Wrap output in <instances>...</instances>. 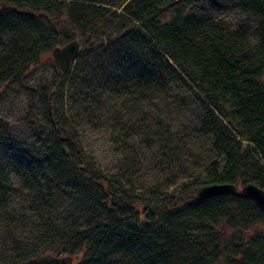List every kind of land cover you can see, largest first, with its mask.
Here are the masks:
<instances>
[{
	"label": "trees",
	"instance_id": "obj_1",
	"mask_svg": "<svg viewBox=\"0 0 264 264\" xmlns=\"http://www.w3.org/2000/svg\"><path fill=\"white\" fill-rule=\"evenodd\" d=\"M0 1L50 18L0 12V85L37 98L23 112L32 141L17 142L0 117V142L4 134L8 140L0 143V213L6 208L10 216L2 220L14 227L28 210L26 236L34 239L4 238L0 264H264V229L256 227L262 208L231 194L195 196L210 183L251 182L264 190V0ZM71 39L80 50L69 71L37 89L29 85L43 54ZM64 86L70 109H78L70 119L50 114L45 102L48 89L56 96ZM190 92L194 100L187 101ZM32 100L45 111L41 124L29 121ZM191 104L194 125L186 117L182 123L210 140L217 159L201 180L160 202L122 184L110 187L70 131L72 121L113 127L123 140L136 135L154 146ZM133 105L151 107L137 123L127 119ZM171 141L160 150L191 151ZM251 224L247 240L234 236Z\"/></svg>",
	"mask_w": 264,
	"mask_h": 264
},
{
	"label": "rangeland",
	"instance_id": "obj_2",
	"mask_svg": "<svg viewBox=\"0 0 264 264\" xmlns=\"http://www.w3.org/2000/svg\"><path fill=\"white\" fill-rule=\"evenodd\" d=\"M230 17H235L236 19L238 15L236 13L227 14V18ZM50 54L51 50L44 53L39 59L36 68L33 69L32 72H29L31 74H28V77L25 79L29 85L36 89L40 84H49L54 75H59V69L52 62ZM66 79L67 77L64 78V82L66 81L67 83L68 80ZM262 81L264 83V71L262 74ZM48 90L50 91V89ZM48 90L45 92V102L46 106H48L49 113L57 118L70 119L68 118L69 112L73 109H77V107L73 106L70 109L74 102L71 100V96H69V89L67 86H64L61 94L56 96L53 94V91L49 93ZM30 97L34 100L37 99L36 94H34V96H32V94L28 96V93L26 94L25 92L17 97L8 92V89L4 87V83L0 85V99H3L0 101V117L3 118V123H5L6 126L9 125L14 128L16 133L14 139L17 142L19 139L32 141V139L28 140L29 127H27L26 121L23 119V112L25 108L28 107V100H30ZM188 97L185 100H194L192 93L189 94ZM32 102L30 107L33 111L29 121L41 124V121L44 119L43 112L45 111L39 108L38 101L36 104L35 101L32 100ZM169 102L175 101L171 99ZM150 108L151 107H146L144 105H133L127 119H132L131 123L136 122L139 118L144 116V110ZM183 113L182 115L174 114L172 117L171 132L166 133L158 139H156L158 137L156 135L155 141H153L154 146L151 144L148 146L142 143L140 138L136 135L129 136L128 138L126 137L123 140L120 134L114 133L118 131L113 127L103 128L102 126L96 127L90 124L82 125L72 121V123H70V131H74L76 135V140L78 141L79 148L82 151V157L86 164L92 163L94 166L98 167L104 174V179L109 182L110 187L115 189L122 184L131 191L138 192L142 196H153L152 201L160 202L161 200L171 198L172 194H177L182 185L188 184L194 179L201 180L210 162L217 159V156L210 148V140L196 133V131L193 130V126L189 125L190 127H188L182 123L184 117L190 119L192 124L194 123L197 113L194 105L191 104L190 110L188 108L184 109ZM111 114L112 113H110V115ZM126 114V111H122L120 119H126ZM74 120L76 121V118ZM77 120L80 121L78 117ZM149 121L145 122V124H148ZM151 122L153 125L156 124V120H152ZM131 123L128 122L127 124ZM161 124L164 125V123ZM131 126L126 125V128H130ZM119 127L120 126H116V128ZM153 129L154 128H152V130ZM6 136V134L2 136L0 143L8 141ZM118 136H121V139ZM166 136L168 137L165 138ZM174 136H177V138L173 139ZM170 138L172 140L170 144H173L176 140L177 142L181 140L183 142L182 146H185L184 149H189L191 151L187 152V150H183L181 154L176 155L162 152L159 146L163 141H167V139L169 140ZM243 143L246 144L245 141H243ZM219 160L220 158L218 162H220ZM66 205H69V203L66 202ZM2 208L4 207L2 206ZM6 210L5 208V210H2V213H0V251L3 247L2 245H4L1 244L4 238H7L6 242L10 243V240L19 237V239H24L23 242L25 244L30 245L34 240L33 238L31 239V235L26 236V234L30 233V227H32L30 212L23 209L24 215L26 214V216H24L25 223L13 227L9 221L2 220V216L5 218L10 216V212ZM12 214L13 213H11V215ZM217 227L219 230H223L222 224L219 223ZM256 227L264 229V222L258 223ZM14 228L15 232L12 231ZM254 229L253 224L242 226L235 231L234 236L236 237L237 235V238L241 237L243 240H247L248 236L254 232ZM17 242L21 243L19 241ZM61 255L63 254L60 252L59 257H61Z\"/></svg>",
	"mask_w": 264,
	"mask_h": 264
},
{
	"label": "water",
	"instance_id": "obj_3",
	"mask_svg": "<svg viewBox=\"0 0 264 264\" xmlns=\"http://www.w3.org/2000/svg\"><path fill=\"white\" fill-rule=\"evenodd\" d=\"M10 11L44 17L47 22H50L49 16L42 11L36 12L32 9L18 8L15 5L0 1V12ZM79 50L80 42L77 39H71L62 44L55 45L51 49L50 58L61 73H65L69 71L73 60L79 53ZM222 194L250 198L264 210V190L251 182H247L241 186H236L233 183H210L198 187L195 191V196L198 199Z\"/></svg>",
	"mask_w": 264,
	"mask_h": 264
}]
</instances>
